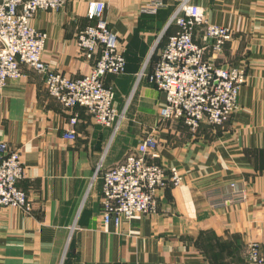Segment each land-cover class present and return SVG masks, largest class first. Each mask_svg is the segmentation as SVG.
Listing matches in <instances>:
<instances>
[{"label": "crops", "instance_id": "crops-1", "mask_svg": "<svg viewBox=\"0 0 264 264\" xmlns=\"http://www.w3.org/2000/svg\"><path fill=\"white\" fill-rule=\"evenodd\" d=\"M97 1L106 3L126 59L124 73L104 77L124 118L113 133L86 109H65L48 94L44 76L26 65L24 77L0 89V143L20 153L19 187L32 205L0 207V264H246L252 241L264 252V0H192L211 23L233 31L223 52L208 49L206 59L247 73L229 120L205 122L196 133L181 121L161 120L165 93L146 76L137 82L175 32L170 21L181 0H162L154 14L141 12L153 0H69L40 9L31 24L48 34L43 60L71 78L91 72L93 61L76 37L91 23L88 4ZM196 40L203 43L202 30ZM74 116L73 141L64 133ZM150 132L158 140L151 162L177 167L185 182L162 193L156 213L105 226L102 173Z\"/></svg>", "mask_w": 264, "mask_h": 264}, {"label": "built area", "instance_id": "built-area-1", "mask_svg": "<svg viewBox=\"0 0 264 264\" xmlns=\"http://www.w3.org/2000/svg\"><path fill=\"white\" fill-rule=\"evenodd\" d=\"M68 2L0 0V89L9 80L24 77L22 67L26 65L44 76L48 94L65 109L84 108L98 124L116 133L124 114L117 109L115 90L105 84L104 77L124 73L126 59L117 34L105 18L106 3L88 4L87 17L91 23L76 37L84 57L93 61L89 74L71 78L43 60L48 34L33 27L31 21L38 10H57ZM163 5L162 0H153L141 6V12L154 14ZM170 24L176 27L175 32L168 37L152 71L145 73V65L137 82L146 76L150 84L165 93V104L159 110L161 120L181 121L193 133L205 122L223 125L238 106L247 73L240 67L211 63L206 59V51L222 53L233 31L211 23L204 9L192 0L179 2ZM199 30L204 34L203 43L196 40ZM77 123L76 116L70 119L71 127L64 133L65 138L77 139ZM157 147V137L150 132L122 163L103 171L101 202L105 226L114 223L119 228L138 214L156 213L162 193L184 184V175L177 167L166 169L151 162ZM24 177L20 153L0 143V207L31 210L27 193L19 187ZM231 188L237 191L236 184ZM246 264H264L259 242L249 243Z\"/></svg>", "mask_w": 264, "mask_h": 264}]
</instances>
